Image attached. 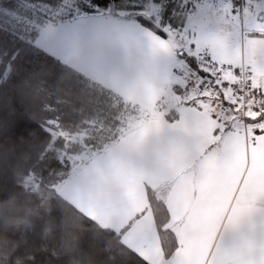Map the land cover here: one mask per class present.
I'll list each match as a JSON object with an SVG mask.
<instances>
[{
    "label": "crops",
    "instance_id": "obj_1",
    "mask_svg": "<svg viewBox=\"0 0 264 264\" xmlns=\"http://www.w3.org/2000/svg\"><path fill=\"white\" fill-rule=\"evenodd\" d=\"M129 18L88 15L41 28L37 45L145 112L167 98L146 43ZM169 97V96H168ZM154 115L93 151L61 194L151 264H264V181L250 194L211 142L182 116ZM82 154V153H81ZM80 155V154H79ZM166 204L177 246L164 258L148 188Z\"/></svg>",
    "mask_w": 264,
    "mask_h": 264
},
{
    "label": "trees",
    "instance_id": "obj_2",
    "mask_svg": "<svg viewBox=\"0 0 264 264\" xmlns=\"http://www.w3.org/2000/svg\"><path fill=\"white\" fill-rule=\"evenodd\" d=\"M126 2L110 0L107 8L81 12L73 18L68 12L76 0H62L55 8L46 0H0V29L13 30L10 17L5 15L7 12H31L34 23L41 21L36 23L39 33L46 25L88 15H120L134 19L117 7ZM120 11L126 13L121 15ZM45 14L50 18L43 19ZM41 50L49 55L51 62L45 64L33 57L30 63L44 67L36 74L10 83L17 67L5 59L7 52L0 45L3 52L0 55L3 66L0 68V188L16 185L9 196L0 198V207L7 205L9 219L18 221L9 232L15 242L11 264H26L30 253L45 255L49 252L55 257L54 264H151L122 241L123 233L134 219L117 230L102 225L62 195L57 186L71 171L70 160L65 154L62 156L61 151L69 155L100 151L154 114L146 112L139 124L120 131L123 123L119 113L127 106L131 108L130 113L141 109ZM165 116L172 120L177 114L171 108ZM18 118H26L33 126L26 137L14 138L11 134V127ZM83 131L88 134L82 142L67 140L62 134ZM147 195V209L153 212L163 256L169 259L177 246L176 233L167 226L169 214L164 199L150 187ZM41 221L42 226L37 229ZM2 224L3 217H0Z\"/></svg>",
    "mask_w": 264,
    "mask_h": 264
},
{
    "label": "snow or ice",
    "instance_id": "obj_3",
    "mask_svg": "<svg viewBox=\"0 0 264 264\" xmlns=\"http://www.w3.org/2000/svg\"><path fill=\"white\" fill-rule=\"evenodd\" d=\"M46 3L55 8L62 0ZM109 3L76 0L68 16L77 18ZM117 7L138 21L134 27L148 47L156 75L176 102L177 118L194 125L242 182L247 178L250 194L259 189L264 181V0H127ZM5 15L13 30L0 29V45L5 59L17 67L10 80L16 83L44 67L30 63L33 57L51 62L36 43L38 37L46 47L51 41L37 31L41 21L34 23L31 12ZM32 127L26 118H18L11 134L26 137ZM15 187L0 188V198ZM28 255L26 264L55 261L50 252Z\"/></svg>",
    "mask_w": 264,
    "mask_h": 264
},
{
    "label": "rangeland",
    "instance_id": "obj_4",
    "mask_svg": "<svg viewBox=\"0 0 264 264\" xmlns=\"http://www.w3.org/2000/svg\"><path fill=\"white\" fill-rule=\"evenodd\" d=\"M55 12V11H54ZM57 12V11H56ZM126 12L124 11H120V14L121 15H124ZM105 14H108V13H105ZM103 16H106V17H120V18H124V17H121L120 15L119 16H112V15H103ZM134 20V19H133ZM164 103V106L161 107V108H157L155 109L154 111H151L152 114L154 115H157V114H161V113H166L169 111V109L171 108H174L176 109V102L171 100L170 97H168V94H167V98L166 100L162 101ZM160 106V105H159ZM130 106H127V109L125 110H122L119 115H120V118L122 119V123L123 125L119 127V130L120 131H123V130H127L129 129L131 126H135L137 124H139V122H141L144 117H145V114L146 112L143 111V110H137V111H134V112H131L130 113V110L131 108H129ZM67 140H70V141H78V142H82L84 137L88 134V131H83V132H80V133H74V134H69V133H66V132H63L62 133ZM91 153V150H87V151H84L82 154H66L65 151H61V155L64 156V154L69 158L70 160V163H71V171H70V174L63 180L61 181L59 184H58V188L59 190H61V187L64 183V181L75 171L77 170V167L83 163L85 160H87L89 154Z\"/></svg>",
    "mask_w": 264,
    "mask_h": 264
},
{
    "label": "clouds",
    "instance_id": "obj_5",
    "mask_svg": "<svg viewBox=\"0 0 264 264\" xmlns=\"http://www.w3.org/2000/svg\"><path fill=\"white\" fill-rule=\"evenodd\" d=\"M0 217H3V224L0 225V264H11L15 242L9 237L18 221L9 219L7 205L0 207Z\"/></svg>",
    "mask_w": 264,
    "mask_h": 264
}]
</instances>
